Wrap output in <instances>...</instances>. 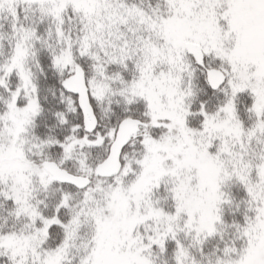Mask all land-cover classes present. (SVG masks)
I'll use <instances>...</instances> for the list:
<instances>
[{
	"label": "snow or ice",
	"instance_id": "obj_1",
	"mask_svg": "<svg viewBox=\"0 0 264 264\" xmlns=\"http://www.w3.org/2000/svg\"><path fill=\"white\" fill-rule=\"evenodd\" d=\"M0 264H264V0H0Z\"/></svg>",
	"mask_w": 264,
	"mask_h": 264
}]
</instances>
